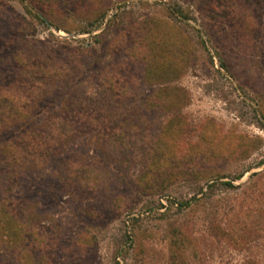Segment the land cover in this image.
<instances>
[{"label":"rangeland","instance_id":"obj_1","mask_svg":"<svg viewBox=\"0 0 264 264\" xmlns=\"http://www.w3.org/2000/svg\"><path fill=\"white\" fill-rule=\"evenodd\" d=\"M22 1L0 0V97L22 103L19 119L0 130V204L38 219L25 257L0 239V264H264V0H96L97 14H106L90 32L78 28L88 22L84 8H95L91 0H52L46 16ZM123 4L121 25L107 30ZM162 5L189 12L193 19L175 16L199 31L208 51L184 26L193 36L189 65L169 83L188 92L182 111L194 131L174 147L161 136L167 112L154 104L161 84L148 83L128 53L134 27L165 17ZM243 20L252 24V47L236 41ZM209 121L219 134L253 144L215 162L223 178L199 181L181 167L192 164L196 136ZM29 134L37 163L26 153ZM120 136L126 147L114 144ZM153 159L163 165L150 169L160 176L156 193L139 184ZM247 166L240 179L230 178ZM168 199L190 202L179 208ZM175 228L191 243L172 262V242L181 237Z\"/></svg>","mask_w":264,"mask_h":264},{"label":"trees","instance_id":"obj_2","mask_svg":"<svg viewBox=\"0 0 264 264\" xmlns=\"http://www.w3.org/2000/svg\"><path fill=\"white\" fill-rule=\"evenodd\" d=\"M19 1L23 3L22 0ZM28 1L34 9L42 13L44 16H46L45 12L48 11L46 6L52 2V0ZM95 1L96 0H91L93 3ZM23 5L27 14L35 18L38 22L44 23V20L40 18L38 14L34 13L25 4ZM127 6L128 4L118 6V12L114 14L107 23V30L119 28V25L121 24L118 23V21L121 19L123 12L126 11ZM162 8L166 13L165 17L154 16L149 20L141 21L138 26L134 27L135 34H137V36L135 44L133 42V44L129 46L128 49L130 52L128 53L131 58L137 61L138 64L141 63L143 65L144 74L148 83L158 82L161 84L160 88H158L153 93V97L156 99L154 104L156 106L159 105L162 108L164 107L167 112L168 118L164 128L161 129V136L166 137L168 140H173L172 147H174L178 139H185L188 134L190 136L191 132L194 131V129H191L190 127L187 116L182 111V109L189 103L188 92L182 87L169 83L172 81V79L174 80L179 77V75L182 73L181 68H185L187 65H189L188 54L191 53V49L188 47L190 43H192L193 39V36L188 34L184 28V26H190L182 25L175 16V13L182 15L184 18L193 19L194 17L178 5H174V10H172L171 7L164 5H162ZM82 13L88 15V22L78 29L80 32H90L103 24L106 10H104L101 14H97L95 4V8H84ZM172 20L175 22H172ZM49 21L51 24L57 27V24L53 19ZM190 28L195 30L197 33L195 37V40L197 41L196 43L202 48L201 50H204L208 54L205 42L202 39L199 31L194 27ZM239 28L238 35H236V41L239 42L240 45H245L246 42L247 44H250L247 38H250L252 32L251 22H249V20H243V23L239 25ZM92 37L97 39L99 38V35L95 34ZM114 41L116 44L119 42L123 43L122 34L120 37H116ZM253 45L254 44L252 43L249 46L252 47ZM220 64L222 67L226 68V65L223 61H220ZM21 98L26 100L25 97ZM0 99L1 104H4V107H2L0 113V130L3 131V129L9 127L10 123L12 124L14 119H19V115H22V103L18 98L11 96V94L6 95L5 92L1 94ZM9 102H12L13 104H10ZM14 106L16 109H14ZM27 115H29V113ZM207 127L211 128V130H207ZM207 127H202L201 131H199V134L196 136L197 139L193 150L194 154L189 155V160L192 164L189 165V167H181V170L185 175H189V170H192L191 174L196 176L197 180L199 181L203 179L211 181L223 178L224 174H220V171L216 169L215 162L232 159L231 157H233L236 152H244L243 154H245V151L249 148V145L253 144L250 143L251 140L246 139L241 135L236 136L232 133L219 134L218 127L213 124L212 121H209ZM28 137L30 138L28 141L29 149L31 151L30 153H26L37 163L36 155L38 154L39 150L32 141L33 136L29 134ZM114 144H116V147L119 148L126 147V143L121 136L119 137V142ZM214 148L217 149L214 150ZM50 150L51 148L47 149V151H44L43 155L49 153L48 151ZM18 156V154H14L12 159L15 160L18 158ZM206 160L211 163L213 168L211 166L209 168L201 167V164ZM259 164H264V158L259 162ZM154 165L163 168V165H159L157 162L155 164V160L153 159L151 162H148L147 167L145 168L144 177H142L144 180L139 181V184L142 185L141 187L143 190L150 191L152 193H156L158 191L159 186L157 181L160 180V176L157 177L155 174L157 171L150 170ZM250 169H252V166H247L239 173L232 175L230 178L238 180ZM220 183L225 188L234 187L230 180H224ZM213 186H215L214 181L208 185V188ZM168 202L169 206H177L182 208L187 207L190 201H175L168 199ZM159 206L164 207L160 203ZM37 219L38 216L34 215L33 212L31 215H26L22 213V209H18L17 207H7L5 204H0V239L4 238L2 241L3 244L8 246V248H10L12 251L22 253V255L25 257V253L28 254L30 249L29 246L25 245L26 238L29 236V234L32 235V233L29 231V226L35 223ZM130 219L132 225H138L139 218L132 217ZM175 233L176 236L182 235L178 228H175ZM223 233L225 234L226 232L223 230ZM187 242L189 244L191 243L187 236H181L180 238L173 240L170 249V258L172 259V262L178 260L179 258H184V253L187 250V246L185 244Z\"/></svg>","mask_w":264,"mask_h":264},{"label":"water","instance_id":"obj_3","mask_svg":"<svg viewBox=\"0 0 264 264\" xmlns=\"http://www.w3.org/2000/svg\"><path fill=\"white\" fill-rule=\"evenodd\" d=\"M260 116V115H259ZM261 117V116H260Z\"/></svg>","mask_w":264,"mask_h":264}]
</instances>
